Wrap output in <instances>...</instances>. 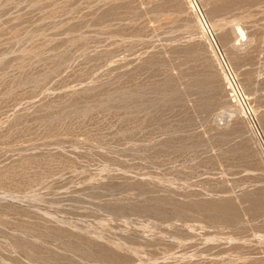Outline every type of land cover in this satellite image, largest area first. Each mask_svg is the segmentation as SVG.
<instances>
[{
  "label": "rangeland",
  "instance_id": "1",
  "mask_svg": "<svg viewBox=\"0 0 264 264\" xmlns=\"http://www.w3.org/2000/svg\"><path fill=\"white\" fill-rule=\"evenodd\" d=\"M0 264H264V0H0Z\"/></svg>",
  "mask_w": 264,
  "mask_h": 264
}]
</instances>
